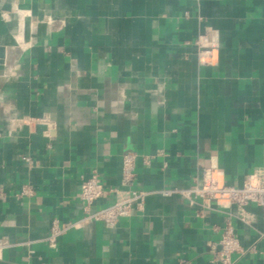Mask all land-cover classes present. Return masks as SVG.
I'll list each match as a JSON object with an SVG mask.
<instances>
[{"label": "crops", "instance_id": "0c3cea01", "mask_svg": "<svg viewBox=\"0 0 264 264\" xmlns=\"http://www.w3.org/2000/svg\"><path fill=\"white\" fill-rule=\"evenodd\" d=\"M128 153L142 209L84 220L82 181L122 187ZM262 168L264 0H0V264H220L228 219L232 264H264L256 205L159 192Z\"/></svg>", "mask_w": 264, "mask_h": 264}, {"label": "built area", "instance_id": "2783aa9c", "mask_svg": "<svg viewBox=\"0 0 264 264\" xmlns=\"http://www.w3.org/2000/svg\"><path fill=\"white\" fill-rule=\"evenodd\" d=\"M134 166L135 155L125 154L122 158V187L120 188L105 190L100 178L94 173L82 181L78 197L81 201L84 220L114 225L121 217L129 216L134 208L142 209L145 198L151 191L130 187L135 176ZM159 192L164 195L177 193L186 198L190 204L200 203L206 207H209L211 203L219 207L234 206V216L247 225H250L253 220V214L249 209L250 204L256 205L264 216V168L247 174L240 185L219 183L208 175L202 178L200 184L195 183L186 188L162 189ZM109 194L113 198L108 204L101 207L94 206L99 199ZM77 225L72 223L69 226ZM67 227L61 228L52 224L47 240L54 244ZM238 250L237 233L228 219L221 228L219 249L214 253L213 261H218L220 264H232L231 254Z\"/></svg>", "mask_w": 264, "mask_h": 264}]
</instances>
